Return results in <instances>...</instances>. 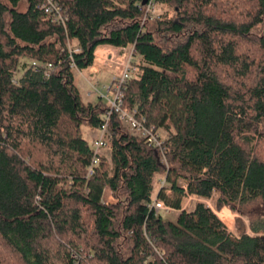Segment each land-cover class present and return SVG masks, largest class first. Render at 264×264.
<instances>
[{
  "label": "trees",
  "instance_id": "trees-1",
  "mask_svg": "<svg viewBox=\"0 0 264 264\" xmlns=\"http://www.w3.org/2000/svg\"><path fill=\"white\" fill-rule=\"evenodd\" d=\"M55 1L65 25L41 0H0V264H264V0ZM98 46L133 48L124 106L164 140L112 114L89 174L81 129L107 106L81 100L73 69ZM214 194L237 213L235 233L202 201L183 208Z\"/></svg>",
  "mask_w": 264,
  "mask_h": 264
},
{
  "label": "built area",
  "instance_id": "built-area-1",
  "mask_svg": "<svg viewBox=\"0 0 264 264\" xmlns=\"http://www.w3.org/2000/svg\"><path fill=\"white\" fill-rule=\"evenodd\" d=\"M39 8L47 13L53 22L65 25L66 16H64L61 7L55 0H41ZM150 8H152V5H148L146 10H149ZM67 47L70 53L79 50V47L72 46L71 42H67ZM133 58L132 47H110L103 52L97 53L94 57L92 65L96 70L100 68H119L120 70L118 73H114L111 76L110 81L107 84L102 85L101 88L96 81H90L91 89L106 104L107 112L104 115L102 124L97 128L99 135L91 142L94 156L88 170L89 174L92 173L93 167L98 163L99 157L102 155L103 146L109 136L108 121L112 114H115L117 119L130 132L145 139L146 142L156 147H160L163 143L164 139L159 132L160 130L155 129L153 125H147L145 118L139 116L136 109L129 110L124 106L123 85L132 75ZM32 65L35 70L39 68L38 63L35 61L32 62ZM43 66H46L47 69L52 68L51 64ZM74 69L80 71L76 67H74ZM45 73L47 72L45 71ZM12 81L17 83L16 78H13ZM163 182L164 180L161 184H163ZM150 207L156 214L163 213L168 215L177 212V210L157 198L153 200ZM75 264H78V262L76 261Z\"/></svg>",
  "mask_w": 264,
  "mask_h": 264
},
{
  "label": "rangeland",
  "instance_id": "rangeland-1",
  "mask_svg": "<svg viewBox=\"0 0 264 264\" xmlns=\"http://www.w3.org/2000/svg\"><path fill=\"white\" fill-rule=\"evenodd\" d=\"M19 9H23V6H19ZM146 11L150 12L151 15H153V16L154 15H163V14H166L167 16H171L173 14V12H174L173 9L170 8L167 5H155V6H152V8H150L149 10H146ZM71 45L73 46L72 42H71ZM119 70H120L119 68H116L114 72L118 73ZM135 71L137 72L136 67H134L132 72L134 73ZM103 73H101L103 75H100V76L97 77L98 78L97 80L100 81V88L102 87V85L107 84L110 81V79H109V74L110 73H108V72H103ZM189 73H191L190 70H189ZM73 75H74V79L76 81V84L82 90V93L87 91L88 87H87L85 81L77 73L74 72ZM91 98H93V100L97 99V97H94V96H92ZM83 132H84V136L87 138V141L91 144L92 139H91V136L86 133V127L85 126H84V129H83ZM162 134L164 136V133H162ZM108 145H109V138L106 140V142H105V144L103 146L102 155H107L108 154ZM160 180H161L160 175H155V177L153 179V182L156 183V186H159V185H161ZM154 189L156 190V187H154ZM216 196L217 195L214 194V196L210 197L212 199L207 198V199H204V200L206 201V203L208 205H210L211 207L215 208L214 199H215ZM195 202H196V199L192 198V196L188 197L186 199L185 203H184V208L187 209V210H191L194 207ZM215 210H217V209L215 208ZM230 211L225 210V211L217 212V213H218L219 218L224 222V224L228 227V229L233 231V232H235L234 221H235V217L237 216V213L232 212V211L230 212ZM176 214H177L176 212H173L171 214L166 215L165 217L170 219V220H172V221H175V219L177 217ZM225 215H228L231 220L228 221L227 218L225 217ZM241 218L244 220V222L246 224H248V217L246 215L242 216Z\"/></svg>",
  "mask_w": 264,
  "mask_h": 264
},
{
  "label": "crops",
  "instance_id": "crops-1",
  "mask_svg": "<svg viewBox=\"0 0 264 264\" xmlns=\"http://www.w3.org/2000/svg\"><path fill=\"white\" fill-rule=\"evenodd\" d=\"M72 44H73V46L74 47H78V44H77V41L76 40H73L72 41ZM111 46H98L96 49H95V52H94V56L97 54V53H100V52H103V51H105V50H107V49H109ZM118 48H120V47H118ZM80 71H78V70H76V69H73V73L75 72V73H77L84 81H85V83H86V85H87V87H88V90L87 91H85L84 93H82V90L78 87V85L76 84V81H75V79H74V84H75V86L77 87V89H78V92H79V96H80V98H81V100L83 101V102H94L95 100H93V98H91L92 96H94V97H97L98 98V96L93 92V90L91 89V85H90V81L91 82H94V81H96L97 83H98V85H100V81L99 80H97L98 78V76H100V75H103L104 73L103 72H108V73H110L109 74V79L111 78V76L115 73L114 71H115V69H109V68H100V69H95V68H93V65H91V66H89V67H87V68H85V69H79ZM93 71H95V72H93ZM101 73H103V74H101ZM73 77H74V75H73ZM86 127V133L87 134H89L90 136H91V139L92 140H94L98 135H99V132H98V130H97V128H93V127H88V126H85ZM83 129H84V126H82V134H83V136H84V132H83ZM164 137H165V134H164ZM84 138L87 140V138L84 136ZM154 184V187H156V190L155 189H153V196H156V194H157V191H158V187L159 186H156V183L154 182L153 183ZM214 196V195H213ZM192 198H194V199H196V202L197 201H202V202H204L208 207H210L216 214H217V216H218V213L217 212H222V211H225V210H227V211H230V209H228L227 207H222L220 210H215V208H213V207H211L210 205H208L207 203H206V201L203 199V198H196V197H192ZM210 199H212V198H210ZM104 201L106 202V203H113V202H115V199L113 198V196L111 195V193H110V191L108 190V189H106L105 191H104ZM195 202V203H196ZM194 208V207H193ZM192 208V209H193ZM191 209V210H192ZM231 212V211H230ZM177 213V212H176ZM177 215V214H176ZM219 217V216H218ZM222 221V220H221ZM223 222V221H222ZM224 223V222H223ZM228 228V227H227ZM231 231V230H230ZM231 232H233V231H231ZM233 233H235V232H233Z\"/></svg>",
  "mask_w": 264,
  "mask_h": 264
},
{
  "label": "bare ground",
  "instance_id": "bare-ground-1",
  "mask_svg": "<svg viewBox=\"0 0 264 264\" xmlns=\"http://www.w3.org/2000/svg\"><path fill=\"white\" fill-rule=\"evenodd\" d=\"M225 217L227 218L228 221H230V217L228 215H225Z\"/></svg>",
  "mask_w": 264,
  "mask_h": 264
}]
</instances>
